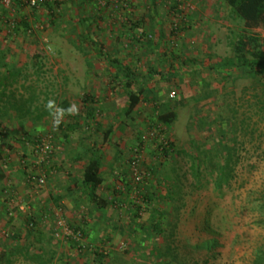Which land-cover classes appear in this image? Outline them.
Here are the masks:
<instances>
[{
  "label": "rangeland",
  "instance_id": "rangeland-1",
  "mask_svg": "<svg viewBox=\"0 0 264 264\" xmlns=\"http://www.w3.org/2000/svg\"><path fill=\"white\" fill-rule=\"evenodd\" d=\"M141 1L148 2L133 0V4L141 7V15L151 17L149 8ZM152 1L155 19L160 22L158 29L166 31L164 38L143 28L139 30L144 32L141 36L131 30L117 39L109 38L126 54L132 46L138 50L148 46L152 50L151 56L139 58L132 68L135 75L150 71L161 75L158 78L154 74L145 83L147 101L142 100V109H148L145 119L141 113L125 116L128 90L114 83L68 84L54 81L51 74L48 79L35 81L28 66L23 74L26 78H14L17 82L6 87L0 85V251L7 248L17 252L12 264H253L256 255L264 252V91L244 70L211 67L214 63L229 65L238 39L255 36L263 40L264 33L258 29L246 32L222 0H190L194 10L186 11L185 22L175 34L170 29L173 2L168 6L161 0ZM2 12L6 13L0 9ZM192 17L198 26H191ZM66 20L65 13L41 33L20 35L19 39L16 35L12 41L0 39V44L41 45L37 49L40 53L36 50L21 53L20 59L37 65L55 61L66 65L73 55L68 48L80 42L84 45L81 36L70 35ZM94 39L106 44L99 37ZM162 45L182 49L188 58L199 55L203 66L185 67L186 71L178 70L179 83L168 81L166 74L174 69L163 65L166 55ZM47 47L50 51H46ZM202 47H209L208 51L202 52ZM146 58L153 68L143 65ZM81 94L82 99L90 97L89 122L67 133L69 119L65 115L61 128L54 127L45 107L47 101L54 100L65 109L72 103H80ZM74 98L78 101H73ZM157 100L176 107V119L168 130L159 129L155 121L161 106ZM146 129H154L158 137L145 142L141 166L149 177L135 185L128 162L134 158L138 136L143 137ZM107 132L110 134L105 138ZM46 135L52 137V154L48 164L35 168L33 151ZM93 143L97 146L92 147ZM159 143L167 151L172 144L173 151L163 155L156 150ZM129 144H133L130 154L118 148ZM223 146L238 161L228 184L215 187V175L203 164L202 176L194 177L191 156L224 155ZM95 148L100 149L104 161L119 154L110 168L111 176L103 179V187L111 189L104 192L112 191L113 195L102 227L93 224L94 209L86 196L81 191L80 196L72 193L80 186L82 175L83 157L79 153L83 150L95 153ZM76 152L78 166L73 169L68 162ZM121 161L127 163L129 177L121 173L123 167L116 166ZM45 171V179L39 182L38 175ZM32 172L35 176H29ZM55 189L63 193V189L72 190L68 196L78 224L70 221L54 195ZM101 194L103 197V191ZM54 209L60 210L69 229L80 225L81 246L71 245L63 236ZM27 217L34 219L35 226L30 232L25 227ZM7 233L12 235L11 239L5 237ZM88 237L96 240L90 241ZM15 245L21 250L16 251ZM95 251L101 252L103 259L94 260Z\"/></svg>",
  "mask_w": 264,
  "mask_h": 264
},
{
  "label": "crops",
  "instance_id": "crops-1",
  "mask_svg": "<svg viewBox=\"0 0 264 264\" xmlns=\"http://www.w3.org/2000/svg\"><path fill=\"white\" fill-rule=\"evenodd\" d=\"M143 4H146V8H149V13H151V17H148V15L144 16L141 15L140 12V8L141 7H135V3L133 4L131 10L127 11V12H120L118 14H114V15H110L109 13H105L104 11H99L95 9V4L92 2L89 3H84V4H74L71 5L69 8H67L68 12L66 13L67 15V20H66V24L68 25V29L69 31H71L70 35H79L82 37L81 40L84 41V45L80 44L77 46L73 45L70 46L68 48V51L72 52V58L71 60H68L66 63V65H60L59 61H55L54 63H38L39 65H37L36 63H27L25 62V60L20 59L21 58V53H26L29 51H34L36 50L37 53H40V47H36V45L33 46H27L26 44L23 45L21 42H15V43H3L0 44V83L6 82L7 84L10 83H16L17 80H15L14 78H26L27 75H24V72L28 71V66H29V73L33 74V76H35V81L38 80H43L45 78L48 79V74H51V78L55 81H59V82H65L68 84H86V85H90V84H117L120 86V89L124 88V85L126 84V82H128V80L126 79V77L122 74L119 73L118 68L120 67H124L125 69H128L130 71V73H132L133 77H134V82L135 84H142V83H146L147 79L150 78H154V74L156 72H152L150 71V73H146L143 75H138V74H134V72L132 71L133 66H135V62H137V60L139 58L142 59V57H149L151 56V52L152 50L148 49L149 47L146 46V48H143L141 50H138L139 48L135 47H130L127 51L126 54L125 51L121 50L120 46H115L114 44H112V42H109V38L112 39V37L114 36L115 39H117L119 36L121 37L122 35H124L125 33H127L128 31L130 32L131 30H133L132 34L134 35H138L139 34V30L143 28V30H147L150 33H154L157 34L158 37L164 38V34H166V31H163L159 28V21L155 19V15L153 12V8H155V6L153 5V1L152 0H148V2L146 1ZM139 3V1H138ZM150 3V4H149ZM149 4V6L147 5ZM164 7V6H163ZM165 8V7H164ZM175 8V6L173 7ZM157 9V8H156ZM148 13V14H149ZM167 14V11H166ZM200 14V12H199ZM198 14V15H199ZM168 15V14H167ZM170 18V15H168ZM44 18V19H43ZM62 18V17H61ZM168 18V17H167ZM38 20L44 22V21H48L45 17H41V19H39L37 17ZM194 18L192 17L191 19V26L192 25H197V21L194 22L193 20ZM8 20V15L7 13H0V39H11L10 41H12L14 39V37L16 36L15 33H17V31L14 33H6L5 31V26L4 23L5 21ZM19 20V19H18ZM57 20L52 19L48 24L49 26H51L52 24H54ZM159 22V23H158ZM23 25L26 22H21ZM20 23V24H21ZM52 23V24H51ZM47 25V24H46ZM131 33V32H130ZM144 33V32H143ZM189 35L192 36V33H189ZM194 36V35H193ZM18 37V38H17ZM16 38L19 39V35ZM94 37H99L100 40H103L106 44L103 45L102 43H100L101 41H97L96 39H94ZM16 39V40H17ZM91 41V43H90ZM86 42V43H85ZM89 43V44H87ZM110 43V44H109ZM163 47V54L166 55L164 59V63L163 65H167L169 68L174 69L173 72H169L166 74V77L169 76L171 81H178L179 83V78H181V76L179 75V71L181 69H187V67L189 66H196V67H202V60L200 61L199 55L193 58H188L187 56V52H183L182 49H170L171 47L168 46H164ZM203 46V45H202ZM208 48L202 47L201 51L202 52H207ZM39 49V50H37ZM75 54L78 55V57H75ZM142 56H141V55ZM2 55V56H1ZM24 56V54H22ZM205 55V54H204ZM139 56V57H138ZM143 65H147L153 68V64H147L148 63V59L146 58V61H142ZM139 63V62H138ZM29 64V65H28ZM31 64V65H30ZM142 64V63H141ZM201 64V65H200ZM152 65V66H151ZM200 65V66H199ZM219 64L214 63L213 65H211L212 68H216L218 67ZM60 67H63V71H60ZM145 66L143 67L144 69L150 68ZM210 67V68H211ZM47 68H49V70H47ZM58 68V69H57ZM51 69V70H50ZM185 69V71H186ZM35 70H37V74H35ZM179 70V71H178ZM202 70V69H201ZM155 71V70H154ZM156 75V74H155ZM158 78L161 76L159 73L158 75H156ZM155 77V78H157ZM20 79H18V81H20ZM22 81V80H21ZM129 82H131V80H129ZM175 82V84H176ZM174 84V83H173ZM139 88V86H137L136 89L131 88V90L133 92H136L137 89ZM126 89V88H125ZM147 91V90H146ZM146 94L147 92H145L144 97L141 99L140 104L137 107L136 112L133 115L140 114L141 113V117H143L145 119L146 115H144L145 112L148 113V109H142V100H146ZM128 94H126V97ZM82 94L80 95V103H72L75 104L78 108V112L76 114H66L69 121L68 124L66 126V131L67 133H70L72 131H74L76 129V127H81L84 124H87L89 122L88 119V114L90 112L89 109V105L87 103V100L90 99L89 96L84 97V99L81 98ZM84 96V95H83ZM89 98V99H87ZM73 101L77 100L76 98L72 99ZM159 100V99H158ZM157 100V103H160ZM78 101V100H77ZM147 101V100H146ZM127 102V101H126ZM165 104V105H164ZM162 104V101L160 103V110L162 109V107H166V105H168V107L170 108L169 110L174 112L176 114V107H174L173 105H169L164 103ZM158 105V104H157ZM126 107V104H125ZM69 108V107H68ZM66 107V109H68ZM152 120V119H150ZM147 122V121H146ZM152 122V121H151ZM77 125V126H76ZM122 135V134H121ZM120 135V136H121ZM131 136V135H130ZM140 137V136H138ZM137 136H132V138L137 139ZM72 144V141L70 142ZM58 144H63V143H58ZM93 143L91 146L94 147ZM95 146H97L95 144ZM133 144H129L127 147L125 146H121L118 147L120 149H124L125 151L127 150V152L130 154L131 152V148H132ZM77 146H75L74 148H76ZM114 147V146H113ZM116 147V145H115ZM77 149V148H76ZM95 153L99 159H100V174L101 177L104 179V177H106L107 175L111 176L110 173H112V169H110L112 167V163L114 161H116L117 158H119V154H115L112 158L111 161H104L103 157H101V151L100 149L97 150V148H95ZM57 151V150H56ZM100 151V152H99ZM152 151V150H151ZM119 152V150H118ZM79 153V152H78ZM81 154V156L83 157V162H82V172L85 169V167L87 166L89 159L92 157L93 152L92 151H82L81 153H79V155ZM74 157L72 159V161L68 162V165L73 169L77 168L78 163L76 164L75 162H77L79 160L78 154L77 152L75 154H73ZM72 157V156H70ZM73 163V164H72ZM81 163V162H80ZM126 162H124L125 164ZM118 165L116 166H121L123 167V169L121 170V173L127 177H129V175H127V163L124 165L123 161L118 162ZM69 167V168H70ZM126 168V169H125ZM124 170V171H123ZM75 171V170H72ZM122 179H125V177L123 176ZM104 189H110V187L108 186H104L103 184L102 186L99 188V194L102 196V191L104 193V196L108 201L111 198V196L113 195L112 191L109 192H104ZM63 192H61L59 189H55L54 191V195H56V199L58 200V202L61 203V206L64 208L67 216H69L70 221L74 222L76 224H78L79 220H76V218H74L72 216V205L69 201V196L70 194H68V191H72L70 189H68V191H65L63 189ZM80 191L83 193L84 196H86L85 192L82 191L81 187L79 186L77 189H75L72 193L75 195L80 196ZM151 192V191H150ZM127 193V192H126ZM121 194H125V193H121ZM69 195V196H68ZM72 196V195H71ZM124 195H121L120 197H123ZM46 201V199H45ZM108 205H106V207L101 208V209H97L95 206L91 205L93 210V224L96 223L98 227H102V223H103V219L107 218V216H105L106 213V209L108 208ZM76 208V207H75ZM77 209V208H76ZM104 213V214H103ZM46 214V211H45ZM98 215V216H95ZM83 221V220H82ZM84 222V221H83ZM81 224V223H80ZM84 224V223H83ZM80 226V225H79ZM79 226H76V228ZM102 234V233H101ZM103 235V234H102ZM90 241H95V238H91L88 237ZM99 240H102L101 238ZM95 255V254H94ZM95 257V256H94ZM104 255H102V259H103ZM96 259H100L95 257L94 260Z\"/></svg>",
  "mask_w": 264,
  "mask_h": 264
},
{
  "label": "trees",
  "instance_id": "trees-1",
  "mask_svg": "<svg viewBox=\"0 0 264 264\" xmlns=\"http://www.w3.org/2000/svg\"><path fill=\"white\" fill-rule=\"evenodd\" d=\"M222 1L225 3V5L228 6L231 13L242 22L244 30L246 32H254L257 29L264 27V0ZM233 52L234 59L231 62L229 61V65L223 64L218 65V67H222V70L237 68L239 70L246 71V73L250 74L254 78L255 83L260 85L264 91V39L259 40L255 36H243V38L238 39V41L234 43ZM118 71L121 75L123 74L128 80V82H126V84L124 85V87L128 90V97L124 114L127 118H130L136 112L141 99L144 97V94L146 92L145 83L138 85L132 82L134 81L132 73H130V71L128 69H125L124 67L118 68ZM167 77L168 81H170V77ZM129 80H131V82H129ZM0 85L6 87L7 83L3 82L0 83ZM137 85L139 86V88L136 92H133L131 88ZM169 109L170 108L168 107V105H166V107L163 106L155 117L157 125L161 128H164L165 130H168L171 124H173L176 119V114ZM61 126L62 124L60 123L58 127L61 128ZM109 134L110 133L107 132L105 138H108ZM138 144H141V137H139L138 139ZM156 148V150H158V152H161L163 155H168L171 153V151H173L172 144L169 145L168 148L170 149L168 151L160 143ZM223 148L226 151V154L224 153V155L215 153L211 156L209 155L208 158L207 156L201 157L203 154L199 153L197 156H191V159L193 160V164L191 166L192 175L196 178H200L202 176L201 164H203L205 169L207 168V170L212 171V173L215 175L213 179L215 187L221 188L227 185L229 179L231 178V174L233 173V169L238 161L236 158L234 159L231 151L226 146H223ZM196 152L199 151L197 150ZM100 167V159L96 154L93 153L92 157L89 159L87 166L82 172L80 180V187L82 191L85 192L88 203L95 206L97 209L104 208L108 204V200L99 194V188L104 182L100 174ZM46 172L47 171L44 172V175H46ZM32 174L33 176H35L34 172L30 173L29 176H31ZM39 176L40 175H38V178ZM25 222V227L28 232L34 229L35 224L33 218L27 217ZM74 230L80 231L82 233V231L78 227ZM11 236L12 235L9 234L7 238L11 239ZM13 243L17 244V241H13ZM71 245L76 244L71 242ZM13 248L16 251L21 250V248H19L17 245H15ZM14 254H17V252H12V250H7V248L3 251H0V264H12L14 261ZM94 254L95 257L102 258L101 252L95 251ZM253 264H264V252H260L256 255Z\"/></svg>",
  "mask_w": 264,
  "mask_h": 264
},
{
  "label": "built area",
  "instance_id": "built-area-1",
  "mask_svg": "<svg viewBox=\"0 0 264 264\" xmlns=\"http://www.w3.org/2000/svg\"><path fill=\"white\" fill-rule=\"evenodd\" d=\"M170 6L173 2L175 8L170 14L172 16L173 22L171 25V31L173 33H178L182 28V25L185 22V13L186 11L194 10V7L190 0H161ZM92 2L95 4L96 11H104L110 15L118 14L120 12H127L131 10L133 6V0H0V9L5 10L8 15V20L5 21V31L6 33H15V35H22L23 37H30L41 33L45 26H49V22L54 19L63 17L67 13V8L71 5H78ZM45 17L48 21H40L37 19ZM19 19V20H18ZM44 19V18H43ZM21 22H26L22 24ZM21 23V24H20ZM47 24V25H46ZM264 33V27L258 29ZM143 33H139L141 36ZM46 51H50L47 47ZM159 129L161 128L158 126ZM146 134L141 137V144L136 145L133 148L134 158L128 162V168L130 170L131 178L133 184L138 185L143 182V180L149 177V174L142 170V163L144 161V146L147 139L157 138V131L154 129H146ZM159 132V131H158ZM161 141L165 142L163 138H160ZM166 143V142H165ZM167 144V143H166ZM53 150L52 146V137L50 135L44 136L40 139L33 151V157L35 161V167L44 166L49 163ZM42 176H39V182H42L45 179V173L42 172ZM60 210L54 209V215L58 219L57 225L60 228L63 236H65L70 242L75 243L76 246H81L82 242V233L80 231H75L69 229L65 226V221L61 218ZM12 214L8 211V216ZM7 233L5 237H8ZM58 236V235H57ZM80 244V245H79ZM80 248V247H78Z\"/></svg>",
  "mask_w": 264,
  "mask_h": 264
},
{
  "label": "clouds",
  "instance_id": "clouds-1",
  "mask_svg": "<svg viewBox=\"0 0 264 264\" xmlns=\"http://www.w3.org/2000/svg\"><path fill=\"white\" fill-rule=\"evenodd\" d=\"M46 109L49 110L50 116L52 118V124L54 127L58 126L64 116L68 113L76 114L78 112V108L75 104H73L68 109H64L56 105L54 100L49 99L45 105Z\"/></svg>",
  "mask_w": 264,
  "mask_h": 264
}]
</instances>
